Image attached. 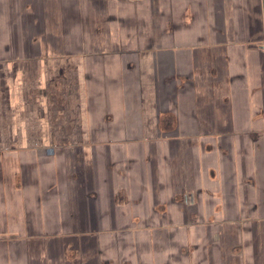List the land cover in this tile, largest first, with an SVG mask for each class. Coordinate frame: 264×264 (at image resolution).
Instances as JSON below:
<instances>
[{
	"label": "crops",
	"instance_id": "obj_1",
	"mask_svg": "<svg viewBox=\"0 0 264 264\" xmlns=\"http://www.w3.org/2000/svg\"><path fill=\"white\" fill-rule=\"evenodd\" d=\"M0 50V264H264V0H0Z\"/></svg>",
	"mask_w": 264,
	"mask_h": 264
},
{
	"label": "flooded vegetation",
	"instance_id": "obj_2",
	"mask_svg": "<svg viewBox=\"0 0 264 264\" xmlns=\"http://www.w3.org/2000/svg\"><path fill=\"white\" fill-rule=\"evenodd\" d=\"M187 202H188V198L186 197V198H184L183 199V204L185 205V204H187ZM24 224L27 226V228L25 229V230H28V231H30L29 230V226L28 225H30L28 222H24ZM21 234H23V232L21 231L20 232ZM7 241V240H6ZM5 241V239H4V235L1 233L0 234V245H3V246H7V245H11V243L10 242H6ZM28 240H26V239H21V246H22V248H21V250L23 251V252H26L27 250H28ZM29 242H32V240H30ZM45 242H46V240L45 239H39L38 241H37V243H38V245H39V247H42V250H44L45 249ZM188 247H186V249H187ZM185 249V250H186ZM187 251V250H186ZM106 263V264H108L107 263V261H103V263Z\"/></svg>",
	"mask_w": 264,
	"mask_h": 264
},
{
	"label": "rangeland",
	"instance_id": "obj_3",
	"mask_svg": "<svg viewBox=\"0 0 264 264\" xmlns=\"http://www.w3.org/2000/svg\"><path fill=\"white\" fill-rule=\"evenodd\" d=\"M4 49H5V51L7 50V48H6V47H4ZM0 52H1V50H0Z\"/></svg>",
	"mask_w": 264,
	"mask_h": 264
}]
</instances>
